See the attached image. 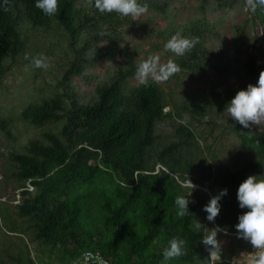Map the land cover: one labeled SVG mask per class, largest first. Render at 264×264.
Returning <instances> with one entry per match:
<instances>
[{
  "label": "trees",
  "instance_id": "trees-1",
  "mask_svg": "<svg viewBox=\"0 0 264 264\" xmlns=\"http://www.w3.org/2000/svg\"><path fill=\"white\" fill-rule=\"evenodd\" d=\"M58 2L59 12L50 17L35 6L36 0H10L9 11L3 10L4 0H0V76L5 61H14L25 48L20 28L23 21L45 29L54 24L66 36L72 52L60 81L63 90L20 111V118L35 126L62 121L58 131L45 130L40 138L29 139L21 151L9 146L10 175L19 187L27 181L33 186L32 190L22 188L20 200L14 204L16 218L24 224L19 232L29 229L34 239L48 246L54 260L41 264H70L84 249L98 250L114 264H161L163 249L174 237L187 242V254L170 264H209L202 243L205 231L197 233L193 222L197 219L203 225L204 205L225 188L228 192L220 200V212L237 224L239 215L247 211L230 197L249 175L264 179V124L246 129L231 118L224 126L237 143L224 158L216 160L211 155L213 160H208L194 130L176 122L173 115L209 117L215 126H219V116H210L212 107L199 100L175 102L165 111L169 100L159 84L151 80L147 87L139 82L127 84L137 67L130 58L108 70L94 84L90 99L83 102L70 79L73 75L85 77V49L98 50L95 61L118 57L124 49V27L132 24V18L100 13L94 0L87 6H78L77 0ZM140 2L156 5L151 0ZM250 17L259 22L261 32L256 38L257 52L245 54L240 66L233 68L243 81L259 77L264 70V9L250 12ZM205 26L203 16L191 18L173 32L199 37V43L183 57L168 51L170 59L181 67L174 78L186 76L202 82L209 70L225 69L217 66L214 53L206 46ZM102 30L109 35H99ZM232 34L234 50L243 54L245 24H234ZM165 121H170V137L158 140L157 126ZM0 125L13 140L11 120L3 117ZM194 173L198 176L193 177ZM188 178L200 185L208 182L210 192L195 189L188 197L194 201L189 204L193 215L180 218L175 199L190 191L183 186ZM3 220L10 231H18L17 219L3 216ZM217 223L228 230L227 222L219 219ZM219 235L226 236L223 231ZM228 237L234 238L231 253L244 248L237 234ZM6 258L15 264H36L26 244L19 255L8 252ZM0 264L7 263L0 258Z\"/></svg>",
  "mask_w": 264,
  "mask_h": 264
},
{
  "label": "rangeland",
  "instance_id": "rangeland-1",
  "mask_svg": "<svg viewBox=\"0 0 264 264\" xmlns=\"http://www.w3.org/2000/svg\"><path fill=\"white\" fill-rule=\"evenodd\" d=\"M151 1H154L156 5L149 7L148 12L138 19L134 20L131 17L132 24L124 27L122 41L124 49L118 57L111 61L108 59L95 61L93 57L98 50L94 47L85 49L84 57L88 60L82 71L85 77L72 76L70 80L74 91L83 102H87L92 95L94 84L113 66L124 63L126 58L133 60L137 66L149 56L158 54L162 63L167 62L171 58L164 47L168 37H171L186 20L203 16L207 30L206 46L214 53L217 66L225 69L221 72L209 70L208 76L202 82H194L186 76H181L180 79L171 77L167 82L157 84L169 100V105L164 108L165 111L169 110L175 102L179 103L183 100L187 102L199 100L212 107L210 116H219V126L213 125L209 117L191 114L180 115L181 117L174 114L173 119L176 122L185 123L194 130L197 144L208 160H213L211 155H215L216 160L222 159L237 143L234 134L224 126L231 119L226 110L228 99H232L237 91L246 89L248 84H256L259 78H246L243 81L233 68L240 66L245 54L257 52L256 38L260 35L261 26L257 20L251 19L250 11L245 10L244 0L224 1L221 4L215 0ZM89 2L90 0H77V5L87 6ZM242 23L245 24L247 43L243 46V54H240L232 46V27L234 24ZM20 28L25 48L14 61H5L6 69L0 76V119L7 117L11 120V130L14 135V139L11 140L0 125V258L7 264H15L13 260L6 258V254L10 252L19 255L24 251L26 244L35 263L41 264L44 260H54V257L46 244L33 238L31 230L27 229L23 234L19 232L24 224L16 218L14 204L19 202L20 190L23 187H19L18 182L10 175L9 146L13 145L15 150L21 151L29 139L40 138L45 130L58 131L62 121L35 126L23 121L20 118V111L30 103H37L63 90L64 82L60 83V81L70 65L72 52L68 47L66 36L54 24L45 29L34 27L27 21H23ZM26 54L29 55V59H25ZM40 55L49 58L47 69L35 68L31 63L32 57ZM91 60L94 64L90 63ZM135 72L136 68L127 81L128 85L138 83ZM219 106L220 110L217 109ZM170 133V121L162 122L157 126L158 140L169 138ZM213 164H215L214 161ZM192 176L197 177L198 173ZM186 182L187 180L183 182V185ZM194 184L197 185V190L203 189L210 192L208 182L203 181V185ZM238 187L232 192L230 198L232 202L235 199L239 204ZM206 215L202 219L205 228H221L217 223L220 219L229 225L227 234L231 236L237 234L234 229L236 223L231 216L220 212L212 223L206 219ZM3 216L17 219L20 224L18 231H10L4 223ZM229 235L222 236L218 233L222 248L220 256L216 258V264H249L250 254L254 251L251 244L243 240L244 248L231 253L229 248L234 238L228 237ZM209 264H211L210 261Z\"/></svg>",
  "mask_w": 264,
  "mask_h": 264
},
{
  "label": "clouds",
  "instance_id": "clouds-1",
  "mask_svg": "<svg viewBox=\"0 0 264 264\" xmlns=\"http://www.w3.org/2000/svg\"><path fill=\"white\" fill-rule=\"evenodd\" d=\"M95 8L100 13H117L123 17H132L134 20L146 14L149 9L147 3H141L140 0H94ZM35 6L44 14L54 16L59 12L58 0H36ZM10 0H4L3 10H10ZM258 8L264 9V0H245V10L255 13ZM99 35H109L102 30ZM199 43V37H184L180 32L172 35L165 44V50L170 51L177 57H183L190 53L196 44ZM29 59V55H25ZM49 58L43 55L32 57L31 63L35 68L47 69L49 67ZM181 67L175 61L169 59L162 63L158 54L149 56L141 61L137 67L135 76L140 85L149 86V82L164 83L171 77L178 74ZM226 110L235 122L243 128H251L252 125L259 126L264 124V70L259 74L256 84H248L246 89L237 91L235 96L227 103ZM189 188L187 195L177 196L175 199L176 215L180 218L192 216L189 210L190 197L197 188L189 178L183 185ZM228 190L221 189L216 195L211 196L209 202L204 205L206 219L214 223L215 218L221 210L220 200L227 195ZM237 199L241 209H247L239 215L238 223L235 225L237 238L249 242L254 249L250 254L249 264H264V179H257L256 175H249L242 181L238 187ZM194 230L200 233L204 229L202 243L209 251V261L216 264V258L221 254L222 241L218 239V233L222 230L219 227L211 229L205 228L202 223L195 219L193 222ZM187 254V242L179 237H174L169 241L167 247L163 249L161 264H170ZM83 264H105V261L99 254L86 252L83 256Z\"/></svg>",
  "mask_w": 264,
  "mask_h": 264
},
{
  "label": "built area",
  "instance_id": "built-area-1",
  "mask_svg": "<svg viewBox=\"0 0 264 264\" xmlns=\"http://www.w3.org/2000/svg\"><path fill=\"white\" fill-rule=\"evenodd\" d=\"M29 184H30V182L27 181V182H26V185H29ZM26 189H28V190H32V189H33V186L30 184L28 187H26ZM86 252H92L93 254H99V256L102 258V260L105 261V264H114V263L112 262V260H110L109 258L105 257L100 251H98V250H93V249H84V250L81 252V254H80L79 258L77 259V261H74V262H72V263H70V264H83V256H84V254H85Z\"/></svg>",
  "mask_w": 264,
  "mask_h": 264
},
{
  "label": "bare ground",
  "instance_id": "bare-ground-1",
  "mask_svg": "<svg viewBox=\"0 0 264 264\" xmlns=\"http://www.w3.org/2000/svg\"><path fill=\"white\" fill-rule=\"evenodd\" d=\"M29 185H30V184H29ZM29 185H26V184H25V186H24L23 188H26V187H28Z\"/></svg>",
  "mask_w": 264,
  "mask_h": 264
},
{
  "label": "water",
  "instance_id": "water-1",
  "mask_svg": "<svg viewBox=\"0 0 264 264\" xmlns=\"http://www.w3.org/2000/svg\"><path fill=\"white\" fill-rule=\"evenodd\" d=\"M31 184V183H30Z\"/></svg>",
  "mask_w": 264,
  "mask_h": 264
}]
</instances>
